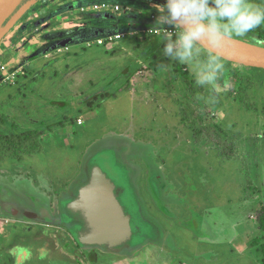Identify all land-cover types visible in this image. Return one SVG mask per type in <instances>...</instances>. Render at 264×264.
I'll return each instance as SVG.
<instances>
[{"label": "rangeland", "instance_id": "1", "mask_svg": "<svg viewBox=\"0 0 264 264\" xmlns=\"http://www.w3.org/2000/svg\"><path fill=\"white\" fill-rule=\"evenodd\" d=\"M39 1L17 23L24 22L30 33L17 35L20 43L0 57V65L8 67L15 62L13 54H25H18L16 62L22 60L25 75L15 86L0 82V184L14 187L18 196L25 184L30 205L33 197L35 204L41 200L44 208L56 214L60 199L90 157L119 185L126 184L113 167L116 155L112 149L122 146L129 150V161L139 172L137 189L145 212L169 238L132 259L98 252L92 263L88 252L76 247L63 227L25 224L17 228L12 247L27 251L17 255L14 263L77 264L78 258L84 264L126 260L140 264H254L256 259L260 264L264 246L255 250L249 243L248 251L235 242L227 249L221 244L225 231L222 229L217 244L210 241L209 231L216 234L225 223L229 230L228 217L239 221L241 232L242 227L253 228L243 220L248 215L241 206L243 197V204L254 211L251 217L261 213L262 73L226 63L216 85V102L209 104L206 98L211 86H197L187 66L164 56L161 31L149 33L159 27L156 6H162L164 0ZM100 2L108 5L106 11H94ZM116 4L123 8L118 13L112 11ZM37 7L41 9L35 11ZM37 23L44 24L43 28L33 25ZM163 27L175 30L171 25ZM75 28L81 29L78 40L67 37L70 42L65 50L59 43ZM118 30L124 34L122 39L106 46H86V41ZM255 39L250 33L237 40L254 44ZM26 41L31 45L23 47ZM150 164L161 172L163 198L152 192ZM124 200L133 211L129 196L123 194V204ZM211 214L214 226L208 224ZM32 247L37 250L32 252Z\"/></svg>", "mask_w": 264, "mask_h": 264}, {"label": "water", "instance_id": "2", "mask_svg": "<svg viewBox=\"0 0 264 264\" xmlns=\"http://www.w3.org/2000/svg\"><path fill=\"white\" fill-rule=\"evenodd\" d=\"M17 1L18 7L21 0H0V20ZM25 8L26 5L17 10L11 20L1 26L0 39L21 17ZM219 52L229 63L264 70V49L254 44L234 40ZM121 147L112 149L116 155L113 167L117 170V178L121 177L125 185H119L117 179L105 173L90 157L79 177L60 199L58 213L49 212L42 206L41 200H36L34 206L30 205L3 187L0 192V214L22 217L46 226L63 227L74 244L87 251L93 260L98 252L132 259L151 246L165 243L169 237L145 212L137 189L139 172L129 161V150L126 149V152ZM149 168L153 172L149 180L153 183L155 195L163 198V194H160L164 190L161 172L154 171L151 164ZM123 194L129 196L127 201L130 203L131 200L133 211L127 209L125 200V204L122 203Z\"/></svg>", "mask_w": 264, "mask_h": 264}, {"label": "clouds", "instance_id": "3", "mask_svg": "<svg viewBox=\"0 0 264 264\" xmlns=\"http://www.w3.org/2000/svg\"><path fill=\"white\" fill-rule=\"evenodd\" d=\"M156 7L164 56L187 66L197 86H211L206 102L215 103L217 82L226 71L219 50L264 26V0H166ZM254 45L264 49V39Z\"/></svg>", "mask_w": 264, "mask_h": 264}, {"label": "crops", "instance_id": "4", "mask_svg": "<svg viewBox=\"0 0 264 264\" xmlns=\"http://www.w3.org/2000/svg\"><path fill=\"white\" fill-rule=\"evenodd\" d=\"M37 1H39V0H21L20 5H22V6L20 8H23L25 5H26V8H25L24 12L22 13L21 17L15 22V24L10 28V30L0 39V44L2 45L0 48V57L2 56L1 55L2 52H4V54H6L7 51H9L13 47H15V45H18L20 43V42H16L17 35L22 37L26 33H30L29 31H27V29H24V26L26 25L24 22L20 26L17 25V23H19V21H23L22 20L23 16H26L29 13V11H31L32 9L35 8V7H33V4H35ZM101 3L102 2H100L99 4H101ZM99 4H95V5H99ZM43 7H45V5L42 6V8ZM39 9H41V7H37L35 9V11H38ZM96 11H100V10H96ZM28 23H30V22H28ZM39 24L37 23V24H33V25H38L39 28L40 27L43 28L44 24H42V25H39ZM80 30L78 28H75L74 30H72V32L65 33L66 36L64 37V39H62V41L59 44L60 45L63 44V46L67 47V42L69 41L67 39V37H69V39H74L76 41L75 37L78 36V31H80ZM60 34L62 35L63 33H60ZM7 36H10V37L7 40H5V38ZM59 37H60V35H59ZM24 43L25 44L23 45V47L26 45H31L30 41H26ZM21 49H22V47H17V50H21ZM18 54H24V53L19 52V53L13 54L12 60L15 62H13L12 65H10L8 67H6L5 65H0V82H2L4 84H14V86H15L17 83V79H19V77L21 75L22 76L25 75L24 74L25 69L23 67L25 65H24V63H22V60L20 61V63L16 64V62L18 61ZM3 56H6V55H3ZM18 182H19V180H18V178H16L15 184H17ZM0 185H1V187L8 188L10 191L13 190V188H11V186H9V185H6V183L0 184ZM243 189L245 192L244 187H243ZM243 198H242L241 206L248 210V215H245L243 217V220L244 219L248 220L250 225L252 223L253 228H244L241 226L243 228L242 229L243 232H241V229H238L239 227L237 226L239 224V221L237 219H235L234 217H231L232 219L230 217H228V220L230 222V229L228 230V227H226V226H228V224L225 223L223 226H220L222 228H218V230L220 232H216V234H215L212 231H209L211 242H213V243L216 242L215 244H217L219 239L221 240V238L223 236V234H222V229H223V231H225V232H224V239L221 240V241H223V242H221V244L225 245V247L227 249H229V247H232L235 242H237V245L240 243V244H244L246 246V249H243L241 247V250L243 249V250L250 251L251 248H254L255 250L257 248H259L258 238L261 237L262 235L264 236V232L262 233L261 231H259L256 218L250 216L254 211L252 210V208L251 209L247 208V207H250L249 204L248 205L243 204L246 201V199H243ZM255 208H257V206H255ZM208 219H209L208 224H210L211 226H214L216 224V222L213 219V214L209 215ZM25 224L28 225V224H34V223H32V222H28V223L27 222H20L16 219H12L11 217L8 218L6 216L4 217L0 214V237H1L2 233H5L4 238H3L2 242L0 243V264H15L14 262L16 261V256L19 255L21 252L27 251V249L24 247H18V248L12 247L13 241L16 239V236H18L17 235L18 234L17 228L20 225H25ZM239 226H240V224H239ZM234 227H236V230L234 229V231H233ZM208 229H210V227H208ZM230 232H232L231 238L229 236ZM227 240H229V241H227ZM249 243H251V248H249L250 247ZM245 246H243V247H245ZM36 250L37 249L32 247V252H34ZM75 259L77 261V264H84L78 258H75ZM119 264H140V263H137L134 261H128V262H125V263L123 262V263H119ZM254 264H259L257 262V259L254 262ZM260 264H264V256L260 260Z\"/></svg>", "mask_w": 264, "mask_h": 264}, {"label": "built area", "instance_id": "5", "mask_svg": "<svg viewBox=\"0 0 264 264\" xmlns=\"http://www.w3.org/2000/svg\"><path fill=\"white\" fill-rule=\"evenodd\" d=\"M98 6L100 8V11L101 10L102 11H104V10L106 11L107 10V7H108V5L106 3H101L99 5H94V7H93L94 10H99ZM121 8L122 7L119 4H116V5L113 6L112 11L114 13H118L119 11H121ZM169 31H175V30H169ZM149 33L154 34V35H157L158 31L151 30ZM123 36H124L123 33L109 34V35H107L105 37L98 38V39H96L94 41H86V46L87 47H91L93 44H96L97 46H106L109 43H114V42L122 39ZM63 47H64L65 50H67V47L66 46H63ZM61 51H62V49L59 48L58 49V52H61ZM76 122H77L78 125H81L82 124L81 119H79V118L76 120Z\"/></svg>", "mask_w": 264, "mask_h": 264}, {"label": "trees", "instance_id": "6", "mask_svg": "<svg viewBox=\"0 0 264 264\" xmlns=\"http://www.w3.org/2000/svg\"><path fill=\"white\" fill-rule=\"evenodd\" d=\"M165 0H164V4H165ZM163 4V5H164ZM116 32H120V33H123L122 31H116ZM115 32V33H116ZM112 34V33H111ZM252 35H254L257 39H264V26H262V28L260 27V28H258V29H256L253 33H252ZM76 38V40H78V37H75ZM84 41H86V40H84ZM227 64H228V62H226ZM252 70H255V71H257L258 72V74L260 75L261 73H262V75L264 76V70H262V69H252ZM262 78H264V77H262ZM263 115H264V112L262 113ZM1 136V135H0ZM0 140H1V138H0ZM0 144H1V141H0ZM0 148H1V145H0ZM262 196V198H263V200H264V194H262L261 195ZM34 201H35V199L33 198V197H31V203L34 205L35 203H34ZM256 221H257V224H258V229H259V231H261L262 233L264 232V204H263V206H262V208H261V213H260V215L258 216V214H257V218H256ZM263 241V242H262ZM258 246H259V250H260V248L261 247H263L264 246V236L262 235L261 237H259L258 238ZM261 246V247H260ZM77 247V246H76ZM263 250V249H262ZM261 252V251H260ZM263 252H264V250H263ZM89 257V261L90 262H92L93 263V259L91 258V256H88Z\"/></svg>", "mask_w": 264, "mask_h": 264}, {"label": "flooded vegetation", "instance_id": "7", "mask_svg": "<svg viewBox=\"0 0 264 264\" xmlns=\"http://www.w3.org/2000/svg\"><path fill=\"white\" fill-rule=\"evenodd\" d=\"M22 185V188L25 190V191H21V193H20V196L21 197H23L24 199H25V201H27L28 200V198H27V196H28V190H27V188H25V184H21ZM1 187V186H0ZM138 187H139V185H138ZM11 188H13V192L16 194V191H15V189H14V187H12L11 186ZM144 189L145 188V185H143V186H141V189ZM144 191H145V189H144ZM152 192H153V194H155V192H154V190H152ZM141 193V192H140ZM153 201V200H152ZM153 203L154 204H156L155 203V201H153ZM162 207V206H161ZM151 248H148V249H146V250H150ZM145 250H143V252H144ZM213 256H215L214 254H212V257ZM116 257H119V256H116ZM129 260H126V262H128ZM117 262H119V260L117 261ZM115 264V263H114Z\"/></svg>", "mask_w": 264, "mask_h": 264}, {"label": "bare ground", "instance_id": "8", "mask_svg": "<svg viewBox=\"0 0 264 264\" xmlns=\"http://www.w3.org/2000/svg\"><path fill=\"white\" fill-rule=\"evenodd\" d=\"M17 3H18V1L4 14L2 19L0 20V28L4 24V22L9 18V16L12 14L15 7L17 6ZM0 33H1V30H0ZM122 139H124V138L122 137Z\"/></svg>", "mask_w": 264, "mask_h": 264}]
</instances>
